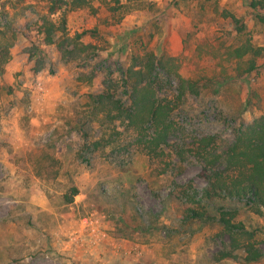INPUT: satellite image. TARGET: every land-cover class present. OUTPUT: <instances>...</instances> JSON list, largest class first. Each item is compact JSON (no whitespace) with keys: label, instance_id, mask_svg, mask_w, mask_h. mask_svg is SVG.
<instances>
[{"label":"rangeland","instance_id":"obj_1","mask_svg":"<svg viewBox=\"0 0 264 264\" xmlns=\"http://www.w3.org/2000/svg\"><path fill=\"white\" fill-rule=\"evenodd\" d=\"M47 2L0 0L11 51L0 67V264H264L217 260L229 236L188 218L184 193L207 185L200 138L220 151L242 117L264 112V59L239 77L228 55L246 41L264 46V21L246 0H91L68 12L70 39L91 45L71 54L74 44L44 43L36 22ZM150 51L172 57L154 72L170 134L159 145L156 121L127 116L136 111L125 72ZM177 73L213 81L182 94ZM236 219L264 250V215Z\"/></svg>","mask_w":264,"mask_h":264},{"label":"trees","instance_id":"obj_2","mask_svg":"<svg viewBox=\"0 0 264 264\" xmlns=\"http://www.w3.org/2000/svg\"><path fill=\"white\" fill-rule=\"evenodd\" d=\"M99 1L108 4L112 0ZM246 2L255 11V15L264 21V0H246ZM90 4L91 0H48L47 10L40 14L36 22L39 32L44 35V43L56 44L60 50L74 44V47L68 51L71 54L77 47L89 50L91 45L78 40L82 34H77L73 40L68 36L67 16L69 11ZM57 13L61 15L59 21L53 18ZM10 53V44L0 43V67L8 62ZM228 55L236 60V75L241 77L258 68L264 59V46L246 41L230 48ZM171 60L172 57L163 54L146 52L141 61L134 56V63L125 72L127 83L133 79L131 82L134 92L133 105L136 111L134 114L129 112L127 116L134 123L156 121L160 130L154 142L158 145L165 142L170 134L167 125L161 128L168 107L166 106L165 110V107L160 104L155 105L153 102L154 72L158 66L167 68ZM177 78L182 94H200L210 86L209 81H213L206 76L187 78L179 73ZM214 91L217 92V88ZM103 98L105 94L100 95L98 100ZM251 103L249 98L247 108ZM233 133V139L220 151L218 147H213L215 143L213 136L200 138L196 153L202 164L201 175L206 179L207 185L202 193L192 189H187L184 193L191 204L187 210L188 218L215 220L223 225V234L229 236L227 249L217 254V260L241 259L245 263H253L264 257V250L259 246L257 230L247 227L246 223L237 220L236 216L240 211L247 210L264 215V112L251 121H246L242 117L241 123L234 128ZM79 193V188L73 186L71 195L65 194L67 202H72L74 196ZM239 250H242L241 254L238 253Z\"/></svg>","mask_w":264,"mask_h":264}]
</instances>
